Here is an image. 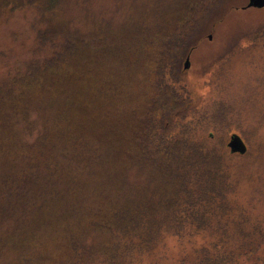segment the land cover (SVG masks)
I'll return each instance as SVG.
<instances>
[{"label": "trees", "instance_id": "1", "mask_svg": "<svg viewBox=\"0 0 264 264\" xmlns=\"http://www.w3.org/2000/svg\"><path fill=\"white\" fill-rule=\"evenodd\" d=\"M100 1L0 0V264L235 262L214 236L239 171L189 115L264 52V28L194 85L202 39L243 7L114 0L106 12ZM18 14L24 25L8 29ZM213 114L202 119L229 120Z\"/></svg>", "mask_w": 264, "mask_h": 264}, {"label": "rangeland", "instance_id": "2", "mask_svg": "<svg viewBox=\"0 0 264 264\" xmlns=\"http://www.w3.org/2000/svg\"><path fill=\"white\" fill-rule=\"evenodd\" d=\"M232 1L241 8L248 4V0ZM114 2L102 0L98 2V6L107 7L105 11L111 12L117 8L113 5ZM243 8L233 14V19H238V24H234L230 30L222 34L215 30V26L208 30L200 43L197 66L192 67L185 75L189 84H200L199 81H190L197 79L202 69H206L214 60L227 55L228 48L235 45L246 47L249 41L246 37L264 28V8ZM25 18L23 14L16 15L12 21L14 24L9 25L8 29L13 26L16 29L21 28ZM198 98L204 99L197 92L195 99L199 100ZM203 104L202 106L198 103L195 107L196 117L194 114L189 115L195 120L193 129H196V135L208 138L212 133L210 144L224 152L225 165H228L231 171H239L238 193L229 196V203L223 206L230 210L229 215L223 217L222 223H218L220 230L214 236V241L224 246L223 253L228 254V258L234 259L235 262L231 264H264V160L255 159L259 156L258 151L264 146V52L238 61L225 82L210 91ZM217 107L226 109V114L229 113L228 121L215 123L202 119L204 115L214 116L213 111ZM234 134L240 136L247 145L245 154L233 153L229 148ZM221 235H224V238H221ZM170 245L173 244L170 242ZM218 256L220 260L223 258L222 253ZM224 260L222 263L226 264L229 259ZM149 263L152 261L145 260L142 264Z\"/></svg>", "mask_w": 264, "mask_h": 264}, {"label": "water", "instance_id": "3", "mask_svg": "<svg viewBox=\"0 0 264 264\" xmlns=\"http://www.w3.org/2000/svg\"><path fill=\"white\" fill-rule=\"evenodd\" d=\"M244 8L262 9L264 8V0H248V4ZM189 67H190V59L188 58L185 63V68L188 69ZM229 148L233 153L245 154L247 152V145L242 140V138L237 134H234L231 137Z\"/></svg>", "mask_w": 264, "mask_h": 264}]
</instances>
